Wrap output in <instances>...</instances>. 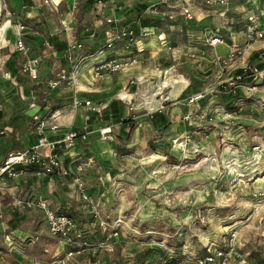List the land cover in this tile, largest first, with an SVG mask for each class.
<instances>
[{"label":"rangeland","instance_id":"374dc122","mask_svg":"<svg viewBox=\"0 0 264 264\" xmlns=\"http://www.w3.org/2000/svg\"><path fill=\"white\" fill-rule=\"evenodd\" d=\"M82 1L76 0L75 5L74 0H70V4L69 0L65 1L70 7L69 11L64 3L62 9L66 8V14H62L67 17L66 24L60 22L59 11L48 9L40 0H36V8L26 20H33V27L42 36L57 30L67 40L81 39L78 42L82 47L76 54H84L91 43L93 46L102 43L98 31L103 30V17L98 14L95 3ZM120 1L115 0V3L130 22L135 20L139 24L142 17L159 19L161 22L154 29L159 34H139L136 41L127 46L118 42L110 54L127 60L130 50L137 62L106 78L95 79L88 64L78 65L80 85L95 86L100 92L94 99L104 98L108 105L111 100L116 103L120 100L122 119L131 116L129 106H132L136 114L140 111L136 116L140 119L138 122L145 116L151 120L149 113L157 101L163 99L169 107L178 105L184 109L183 113L198 108L215 114L218 122L203 121L198 126L182 123L187 130L180 136L172 130L169 132L167 124L157 128L147 147L127 163L129 167L134 163L144 164L135 165L117 178L106 198L97 202L96 220L82 228L94 237L86 240L80 252L59 253L61 240L47 231L40 218L25 217L20 222L31 229V235L20 239L8 236L7 222L13 211L11 199H14L11 195L17 193L13 192L14 185L7 182L0 189V257L3 258L0 264H104L106 258L127 260L146 249L149 250L143 264H196L193 258L196 253L224 247L231 230L237 232V258L231 257L228 264H260L258 256L264 257V74L254 89H242L234 100H229L226 92L221 98L215 89L218 83L230 81L235 69L250 59L252 53L264 49V40L250 46L220 72L214 63L219 48L211 47L203 34L206 27L221 33L226 43L237 42L236 38L241 41L245 22L257 24L264 19V0H224V3L161 0L164 4L138 12L139 18L135 3H145L144 0ZM19 6L18 0H0V22L6 10L18 14ZM184 7L188 8L189 16L176 14ZM14 19L10 21L15 22ZM159 35L164 36L163 42L157 38ZM170 45H175L176 49L173 51ZM90 51L93 52L90 61L99 59L100 54L93 49ZM190 53L194 56H189ZM77 59L75 56L74 61ZM55 68L60 70L58 75L67 66L57 63L51 71ZM23 77L29 78L28 75ZM115 83L116 87L110 91ZM203 89H207L203 99L188 102L189 95ZM123 92L129 94L123 95ZM63 94L53 98L50 104L66 100ZM141 111H144L142 115ZM107 117L99 122L104 123ZM28 125L33 126L34 120ZM132 127L130 124L129 128ZM161 136L174 138L164 143ZM254 144L260 145L257 151L252 150ZM25 181L18 182L23 188L22 197L34 189H41L43 193L50 191V187L44 188L45 184L29 191L23 186ZM23 208L14 210L20 213ZM108 209L112 211L106 218ZM96 223L100 226L98 231H95ZM104 232L108 235L101 244ZM13 241L18 249L16 253L10 250ZM20 256L23 260L17 261Z\"/></svg>","mask_w":264,"mask_h":264},{"label":"crops","instance_id":"0c3cea01","mask_svg":"<svg viewBox=\"0 0 264 264\" xmlns=\"http://www.w3.org/2000/svg\"><path fill=\"white\" fill-rule=\"evenodd\" d=\"M53 1L54 3H56L53 9L57 12L59 11L60 15L62 16L60 18V22L62 24H66L65 21L67 17L62 15L66 14V8L64 10L62 9L65 3L69 10L70 7H68L67 3L65 2L68 0ZM124 1L126 0H121L120 2ZM144 1L146 4L145 9L148 10L151 6L164 4L161 0ZM82 2H89L90 4V0H83ZM114 4L116 13L119 16H123L122 12L119 10L120 6H118L116 3ZM34 5L25 7L24 5H20L18 17H11L12 19L15 18V22H11V18L6 17L5 14H3L4 19L0 22V104L3 108L2 114L4 126H6V134L0 136V162L8 152L27 148L30 144L34 143L35 135L33 133V126L28 125V123L32 119V115L37 112L41 116H43V114H46V116H49L52 113L55 114L54 119L59 125V130L49 134V137L52 139L61 137L63 132L68 128H73L76 131H81L82 126L86 123L90 131L85 135V137H78L73 146L66 148L62 147L60 150V158L62 159L63 164L73 171L75 170V166L77 164H80L81 170L78 171V174L81 176L84 182L85 189L89 193H92V195L98 202L100 201V198H106L107 192L115 183L117 178L124 176V174L135 165L144 164L134 163L133 166L129 167L127 163L129 162L128 160L132 158V156H135V154L138 153V151L144 150L147 147L148 141L154 136V133L158 131L157 128L167 124L169 132H171L172 130L173 134H178L179 136L183 135L182 133L187 130V128L184 127L186 121L182 122V120L180 119V116L184 112V109L180 108L178 105L169 107V103L163 101V99H160L157 101V104L153 107L154 109L152 111H154L155 108L157 109V107L159 106H163L160 110H157V112L155 111L156 113H160L158 114L159 116H164L165 122H163L162 124H158L157 126L154 125L149 119V116L143 117V120L138 122V120L140 119H137L136 116H139L138 113L140 111H137L136 114L135 109H132L131 116L124 119L126 120L125 122H121L122 118L119 115L120 108L118 105H121L122 102L118 100L119 98H117L116 100L118 101L117 103L115 102L113 106L115 108H118L117 115L119 116H113V119L109 118L104 123H102L101 121L99 122V120L94 117L90 122L91 115L86 111L85 107L79 106L76 108H72L69 106L74 92L71 87L65 85L60 86V84H58V86L56 85L55 87L49 84L51 79H56L57 73L58 71H60H56L55 68V71L53 72L51 71V69L52 67L56 66L57 63L64 64L61 60V57L64 56V51L71 40H67L65 37H62L59 32H57L56 28L54 29L56 30V32L53 31L50 34H56L58 36V39L60 40L65 39L66 46L62 50H54L52 47H50L49 44H47V35L42 36V34L33 27V20H26L32 9L36 8ZM106 10L108 14L111 13L112 4L109 3ZM176 14L182 15L179 14V11H176ZM203 16H205V14ZM18 18L23 20L22 22L20 20L19 21L25 26L23 34V44L25 45L26 49L25 52L17 50L15 46L16 43L14 42L15 32L17 28L16 21H18ZM123 19L126 22L130 23L132 26H134L136 23L134 20H132L131 22L128 21L124 18V16ZM104 24L105 23L103 22V30H100L98 32L101 37L103 36L102 34H104V38H102L105 40L110 30L106 31L104 28H106L107 25ZM207 29L208 28L205 27V33L203 34L204 37H206V35L209 34L208 32L211 31L210 28L208 30ZM153 31L155 35L159 34L156 33L154 29ZM81 34H85L84 31H81ZM242 38L241 41L236 38L235 40L237 42H223L216 45V49L219 48L218 54H225L231 44H242ZM80 40L78 39V41ZM170 47L171 49H173V51L174 49H176L175 45H170ZM95 52L97 53V49L94 51V53ZM104 55H111L110 51L104 50L103 56ZM32 56H39V58H41L38 72L39 77L35 81H32L30 78L25 79L23 76H25L26 74L22 73L21 71L22 62H24L26 58ZM64 65L67 66L68 64L65 63ZM129 66L127 65L125 69L129 68ZM107 75H105V78L107 77ZM116 84L117 83L112 84L110 86L111 89L109 90H114ZM260 86L263 88L262 82L260 83ZM99 92V89H97L95 86L90 85L89 87L82 84L78 88L76 94L80 98H90L96 100L94 99V97L97 96L96 93ZM62 93H64L63 95L66 96V100H61L62 102L60 104L51 105L50 101L53 100V98L62 96ZM126 94L129 93L123 92V95ZM145 100L147 99L145 98ZM29 102H34V105L29 106ZM146 111L148 112V110ZM142 113H144V111H141V115ZM186 123H194L196 126H198V124L202 122L193 121ZM106 124H110L112 129L110 134L108 135V138L102 140L101 138H99L98 132H96L95 129L98 126ZM130 124L133 125L131 129L129 128ZM161 137L163 138L164 143H168L169 141L167 140H169V138H174L171 136H169L167 139L166 137ZM24 179L26 180V184L23 186L29 191L34 189L35 186L42 187L44 184V188L48 186L50 187V191H48L47 193H43L41 192V189H38L36 191L34 189L29 193L28 196L22 197L21 193L23 191V188L22 185L18 182L23 181ZM7 182L12 183V186L14 185V191H12L14 193H17L11 195V197L14 198L11 199L13 209H21L20 206L14 207V202L18 200V198L21 201L30 199L45 200L51 207V209L54 210L59 209L61 206H65L68 208L71 203H75L76 209H79V211L84 213L85 216L90 217V212L80 200L79 193L70 175L61 176L56 173H53V175L45 174L39 168L31 166L21 175L15 178L7 179L6 183ZM9 187L10 186L8 185V188ZM86 212L89 215L85 214ZM21 213L25 214L26 218H30L32 220L40 218L43 221L42 211L36 206H32L29 208L24 207ZM8 228V236L13 235L17 239L31 235V229L21 225V223L17 224V227L13 230H11L9 226ZM10 245V250H13V252L16 253L18 250L16 247V242L13 241ZM67 247L68 246H65L63 243H60V246L58 247L59 253L60 251H64V253H67ZM81 250H79L78 252H80ZM236 256L237 255L235 254L234 256H232V258L236 259ZM21 258L23 257H18L19 260L17 261L23 260ZM2 261L3 258L0 257V263H2ZM24 263H26V261H24Z\"/></svg>","mask_w":264,"mask_h":264},{"label":"built area","instance_id":"2783aa9c","mask_svg":"<svg viewBox=\"0 0 264 264\" xmlns=\"http://www.w3.org/2000/svg\"><path fill=\"white\" fill-rule=\"evenodd\" d=\"M49 9H53L56 3L53 0H40ZM81 1V0H79ZM76 0H74V5ZM95 3V8L98 9V14L103 17V22L105 24L111 25L112 29L109 31L105 38V41L98 49V54L101 56L97 60L90 61L91 53L76 54L82 47V45L77 40H71L64 53L65 57L70 61L69 69L62 71L56 77L49 82L51 86H56L60 82L74 89L70 105L73 108L83 106L86 111L90 113L91 116L98 120L103 118V115L108 108V103L103 99H90V98H80L77 96V90L80 87V78L78 72V65L88 64V70L95 79H102L107 74H111L117 71H121L124 66L133 64L137 62L135 55L128 52L130 55L127 56V60L124 58L114 57L112 55H104V50L114 51L117 47V43L123 42L125 46L129 43L136 41L139 34L153 36L154 32L148 26L139 27L137 31L134 26L126 22L123 16H119L115 11V0H93ZM219 3H224V0H219ZM112 4V12L104 13L107 9L108 4ZM114 4V5H113ZM118 8V7H117ZM5 16L8 18L18 17V14L6 10L4 12ZM179 14L189 16L188 8L184 7L179 11ZM16 32H15V46L16 49L25 52V45L23 44V34L25 30L24 24L20 21L16 22ZM242 44H231L228 51L225 54H215L214 63L219 68L220 72H224L232 62L238 59L244 54V52L256 42L264 40V19L259 21L257 24L253 22H245L242 27ZM157 38L163 42L164 36H157ZM206 42L211 46L215 47L218 44L224 42L221 33L217 31H210L208 36L205 37ZM171 48L170 46H168ZM77 56V60L74 61V57ZM189 56L193 57L194 54L190 53ZM41 63V58L39 56L28 57L22 62L21 71L28 75V77L35 81L38 79V70ZM258 63L264 64V58L259 55V58L255 61L248 62V60L240 66L242 68V73L233 74L230 81H223L217 84L216 92L225 91L234 92L235 89L241 88L245 90H252L256 87L258 80L262 78L264 74V67L257 68ZM239 79H250L248 83H240ZM131 82V80H130ZM207 89L200 90L196 93L189 95L188 102L193 103L198 100L203 99L205 91ZM214 89H210L212 91ZM29 106H33L34 102H29ZM163 106L157 107L153 112L160 110ZM2 106L0 104V136L6 134V126H4ZM133 107L129 106V110ZM55 114L52 113L49 116H41L37 113L32 115L34 120L33 133L35 135L34 143L30 144L27 148L17 149L8 152L7 155L0 162V189L4 187L7 179L15 178L22 173H24L27 167L35 166L39 168L45 174L56 173L61 176H71L72 181L79 193V198L83 204L88 208L89 212L94 216H98V208L96 198L89 193L84 186V182L78 171L81 170L80 164L75 166V170H70L63 164L60 158V150L62 147H71L75 144L78 137H85V135L90 131L88 125L85 123L81 131H76L73 128H68L63 132L61 137L52 139L49 137L50 133H54L59 130V125L54 121ZM182 121L193 122V121H207L209 123H217L218 116L215 114H209L206 111L198 110V108L193 110H187L186 113H182L180 116ZM111 125L106 124L98 126L95 131L98 132L99 138L107 139L111 132ZM259 144H254L252 150L257 151L259 149ZM14 206L20 207H32L36 206L42 211V218L47 231L61 240V242L70 247L75 246L81 248L82 245L85 246L84 241H75L76 236H78L77 227L75 221L64 213H58L56 210L51 209L45 200H26L21 201L16 200ZM116 234L115 232H113ZM103 242H101L102 244ZM99 244V245H101ZM224 247H219L213 251L194 255V261L196 264H228L230 258L236 254L237 248V232L236 230H231L229 233V238ZM79 250H68L67 254H72L73 252H78Z\"/></svg>","mask_w":264,"mask_h":264},{"label":"trees","instance_id":"16d2710c","mask_svg":"<svg viewBox=\"0 0 264 264\" xmlns=\"http://www.w3.org/2000/svg\"><path fill=\"white\" fill-rule=\"evenodd\" d=\"M18 1H19L20 5H24V7L25 6L34 5L35 2H36V0H18ZM90 2H92L94 4L93 0H90ZM87 3H89V2H87ZM135 6L137 7L138 11H137L136 14L138 15V18H139V16H140L139 13L146 8V4L144 2H137V3H135ZM139 19H140V23L139 24L135 23V25H134V28L137 31H139L138 27H142V26H148L150 28L155 29V27H158L160 22H161L159 19H151V18H148V17H142V18H139ZM104 25H107V27L104 28L106 31L112 29L111 25H109V24H104ZM105 30H104V32H105ZM102 35H103L102 37L104 38V34H102ZM103 38H102V43L99 46H96L95 44L93 46V43H91L90 46H89V50H87V52L88 53H93L92 51H90V49H93L94 51L97 49V51H98V49L100 47H102V45L104 43L103 41H105ZM46 40H47V44H49V46L52 47L54 50H62L66 46V40L65 39H62V40L58 39V36L56 34H48ZM259 55L262 58H264V49L252 53L251 54V58L248 59V62L255 61L256 59L259 58ZM61 60L63 61L64 64L65 63L68 64L67 68L65 69L67 71L69 69L68 66H70V61H68V59L65 57V53H64V56L61 57ZM263 67H264L263 63H258L257 64V68L261 69ZM240 73H242V68L239 67V68L235 69L233 74H240ZM239 81H240V83H248L250 81V79H239ZM240 91H242V89L237 88V89H235L234 92H232V91L226 92L227 93L226 96L229 97V100H234L241 93ZM218 92H220V93H218V95L221 98H223L222 93H225V91H218ZM113 104H115V101L111 100L109 105H108V108L106 109V111H105V113L103 115V117L106 118L108 116L110 118V116H113V115L117 116L118 108H115L113 106ZM156 112H153L150 117H151L152 123L157 126L158 124H162L163 122H165V118H164L163 115L159 116L158 114H160V113H156ZM115 113H116V115H115ZM108 117H107V119H109ZM92 118H94V117L91 116L90 122H91ZM125 121L126 120H124V119L121 120V122H125ZM28 168L29 167H27V169ZM102 201H103V199H102ZM108 210H110V209H108ZM111 211L112 210L106 211V213H105L106 218H108L109 214L111 215ZM56 212L64 213L67 216L71 217L75 221L76 227L78 228V231H79V234H78V236H76V240L75 241H84V242H86V240H88L90 237H94V235H91V236L89 234L87 235V231L84 232V230L82 229L83 227H86L91 221H95L96 220L95 217L91 213H90L91 214L90 217L85 216L84 213L79 211V209H76L75 203H71L68 206V208L65 207V206H61L59 209L56 210ZM85 214H88V213L86 212ZM25 217H26L25 214H23L21 212L19 213L18 211H15L13 209V211L11 213V218L7 222L8 226L11 228V230L15 229L17 227V224H19L22 220H24ZM94 225L97 226V228H98L95 231H98L100 229L99 228L100 227L99 224L96 223ZM114 232L117 233V231H114ZM107 235H106V232H104L101 235V240L100 241L104 242L106 240V238H107ZM77 238H79V239H77ZM83 247H85V246H83ZM67 248H68L67 251L68 250L75 251V250H80L82 247L80 249L75 247V246L71 247L72 249H69L70 247H67ZM148 250L149 249H146V250H144V251H142L140 253H137L133 258L127 259V260H121V259H118V258L115 259V257L106 258L104 260V262H105L104 264H143L144 261H146V255H147ZM208 252H210V251H208ZM196 254L201 255V253H196ZM259 257H260V255L258 256L260 264H264V257H262V259L259 258Z\"/></svg>","mask_w":264,"mask_h":264}]
</instances>
